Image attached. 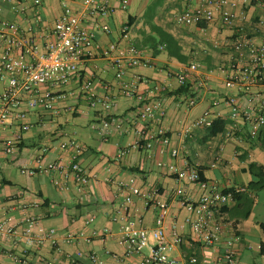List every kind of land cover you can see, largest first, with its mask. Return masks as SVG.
<instances>
[{"label":"crops","instance_id":"1","mask_svg":"<svg viewBox=\"0 0 264 264\" xmlns=\"http://www.w3.org/2000/svg\"><path fill=\"white\" fill-rule=\"evenodd\" d=\"M238 17L236 25L244 28V34L255 43L264 40V8L255 0H237ZM189 0H129L127 9L120 7V0H113L116 11L105 17L90 18L86 25L94 29L98 25L109 24L111 33L97 31V41L102 49L113 43L121 47L136 45L141 51L146 65L128 70L125 80L135 75L149 80L140 85V92L156 84L170 85L166 96L165 116L158 123L168 128L171 145H156L148 151L131 147L134 135L128 132V125L136 117L139 106L134 98L124 95L116 69L102 53L87 60L81 73L94 81L99 94L104 86L114 98L111 109L90 108L80 92L78 80H73L56 94L65 93V98L56 101L54 111L39 108L31 111L28 121L32 128L19 131L18 120L11 125L0 127L1 139H14L21 135L17 152L0 155V217L13 216L16 220L34 217L47 231L55 229V234L39 249L28 250L36 261H56L69 264L68 254L83 250L94 252L101 264H140L144 255H126V243L122 236V203L128 192L127 184L139 188L134 195V203L127 209V219L138 225L152 228L158 214L157 201L169 205V215L165 220L168 233L176 231L184 235L185 242L173 251L178 264H224L221 255L225 248L222 240L215 246H205L196 242L190 229L185 225L187 210L182 205L184 199H198L206 190L215 186L220 190H237V196L226 207V216L233 224V231L240 235L237 243L236 264H264L261 245L264 243V188L258 189V173H264V129L256 138L249 135V123L241 115L233 118L228 103L230 96H236L243 106H248L247 92L237 85H227L234 57L233 39L236 28L223 26L217 20L207 26H180L175 15L181 12ZM75 12L82 8L81 0H72ZM26 6L25 11L17 10ZM15 6L9 0H0V14L22 26L34 22L33 0H21ZM64 12L62 0H44L41 9L39 31L51 28ZM133 18L128 39L121 38L123 25ZM157 28L170 34L175 42L174 52L166 42L161 41ZM196 63L199 73L208 76L209 84L202 88L195 106L187 105V89L181 87L175 73L185 66ZM195 80L191 84H194ZM264 91V85L253 89ZM26 108V105L22 106ZM210 110L214 121L224 122L223 131L211 133L210 127L192 126L200 115ZM118 118L121 126L113 124L109 129L101 128V120L107 116ZM136 124L143 123L137 120ZM189 129V130H188ZM75 138L87 147L81 157V164L90 174V181L79 186L73 179L68 188L55 185L57 173H37L30 176L22 168L36 167L39 154L47 148L44 163L56 159L69 160V152L60 144L66 138ZM178 149L173 158L171 150ZM126 154L119 156V151ZM175 163L183 168L187 163L196 166L207 188L199 183L177 179L166 166L158 162ZM154 192H157L155 194ZM155 194V195H153ZM90 219L91 222L87 223ZM104 228L110 234L100 235ZM176 228V229H175ZM69 232H83L92 236L90 242L69 243L65 235ZM0 264H16L11 254L23 250L24 244L12 240L1 241ZM196 257L197 263L191 258ZM86 264H94L87 258Z\"/></svg>","mask_w":264,"mask_h":264},{"label":"built area","instance_id":"2","mask_svg":"<svg viewBox=\"0 0 264 264\" xmlns=\"http://www.w3.org/2000/svg\"><path fill=\"white\" fill-rule=\"evenodd\" d=\"M16 7L21 5V0H9ZM70 1L62 0L64 12L55 21L51 28L39 31L41 23V9L44 0H33L35 12L34 22L22 26L0 14V127L11 125L14 119L18 120L19 131L32 128L28 121L31 111L39 108L54 111L57 109L56 101L65 98L66 94H56L73 80H78L79 89L90 108L102 107L109 110L114 104L109 86H104L105 92L99 94L91 78H86L81 73L82 65L89 59L102 53L116 69V78L120 80L121 88L127 97L134 98L139 106L136 117L128 125V132L134 135L131 147L141 151L153 149L156 145H171V136L168 128L158 123L165 116L166 96L170 85L156 84L147 89L146 93L140 92V85L149 80L141 75H135L130 81L125 80L126 72L133 67L146 65L142 51L134 44L121 47L113 43L108 48L102 49L97 41V31L111 33L109 24H102L91 29L86 25L90 18L105 17L113 14L117 7L113 0H81L82 8L79 12L73 11ZM264 8V0H255ZM120 7L127 9L129 0H120ZM26 6L17 10L25 11ZM238 17L237 0H189L186 7L175 15L176 24L207 26L220 20L223 26L236 28L233 39V49L236 53L233 65L228 71L227 85H237L242 91L247 92L248 106H243L236 96H230L228 103L231 107L233 118L244 117L249 123V135L258 137L264 129V91L253 89L264 85V40L255 43L244 34V28L236 25ZM132 30V23L126 22L121 29V38L128 39ZM196 63L185 66L175 73L181 87L187 89L189 107L195 106L200 98L203 87L209 84L208 76L200 74ZM195 80L194 84H191ZM26 105V108L22 106ZM137 120L143 123L136 124ZM214 120L210 110L204 111L192 125L194 127H210ZM121 124L115 116H107L101 120V128L109 129L111 125ZM189 130V129H188ZM21 135L14 139L0 138V155H11L17 152ZM63 151L69 152V160L56 159L44 163V156L48 151L43 148L36 159V167H23L22 171L30 176L37 173H57L54 178L55 185L68 188L67 183L73 179L79 186H84L90 181V174L81 164V157L87 147L75 138H66L60 144ZM126 149L119 151V156L126 154ZM175 159L179 155L176 148L171 150ZM159 167L166 166L168 171L177 179L190 183H199L207 188L199 169L187 163L179 168L175 163L158 162ZM127 184L128 192L122 203L124 223L122 238L126 243V255H144L140 264H178V259L172 253L185 242L182 234L173 231L168 233L165 220L169 215V205L157 201L158 214L155 226L152 228L138 225L127 219V209L134 203L133 196L139 194V188ZM223 191L213 186L206 190L198 199L182 200L183 207L187 210L185 225L190 229L196 242L205 246H215L222 240L223 234L225 248L221 255L224 264H236L237 243L240 235L233 231V224L226 216V207L235 197V192ZM157 194V192H154ZM153 194V195H155ZM93 219L87 221L91 222ZM176 229V228H175ZM55 234V229L46 230L34 217H25L16 220L13 216L0 217V248L4 245L1 241L12 240L24 244L22 251L12 253L16 264H58L56 261H36L28 254V250L39 249ZM110 234L109 228H104L100 235ZM83 232H69L65 239L69 243L81 241L90 242L92 236ZM69 264H86L87 258L94 264H101L94 252L86 253L78 250L68 254ZM192 263H197L196 257L191 258Z\"/></svg>","mask_w":264,"mask_h":264},{"label":"trees","instance_id":"3","mask_svg":"<svg viewBox=\"0 0 264 264\" xmlns=\"http://www.w3.org/2000/svg\"><path fill=\"white\" fill-rule=\"evenodd\" d=\"M133 20L134 19L131 17L128 22L133 23ZM157 32L160 35L161 41H164L167 43V45L170 49V52H174V46H176V44H177L175 42L174 38L170 34L163 31L161 28H157ZM174 53H176V52H174ZM223 126H224L223 121H221L219 119L214 121L212 126H211V133L217 134L218 132L223 131V129H224ZM257 175L259 177V182L254 184V186L257 187L258 189L264 188V173H262V171H261ZM228 191H235V190H228ZM236 196H237V192H235V197ZM262 226L264 227V224H262ZM260 251L262 254H264V243L261 245Z\"/></svg>","mask_w":264,"mask_h":264}]
</instances>
